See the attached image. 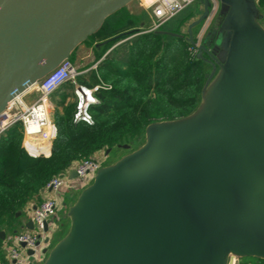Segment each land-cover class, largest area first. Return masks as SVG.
Masks as SVG:
<instances>
[{"label":"water","instance_id":"1","mask_svg":"<svg viewBox=\"0 0 264 264\" xmlns=\"http://www.w3.org/2000/svg\"><path fill=\"white\" fill-rule=\"evenodd\" d=\"M131 1L0 0V112ZM219 2L220 43L199 46L215 67L198 107L150 123L141 146L100 168L44 264L264 260V24L255 0Z\"/></svg>","mask_w":264,"mask_h":264},{"label":"trees","instance_id":"2","mask_svg":"<svg viewBox=\"0 0 264 264\" xmlns=\"http://www.w3.org/2000/svg\"><path fill=\"white\" fill-rule=\"evenodd\" d=\"M258 5L262 11L264 0ZM140 15L123 7L87 39L99 49L101 61L91 72L92 81L81 79V83L111 86L96 92L99 102L90 108L94 124L74 123L76 104H66L69 94L62 92L64 112H56L58 133L50 157L27 153L20 123L0 135V231L15 232L17 213L72 162L122 144L138 148L150 123L180 118L198 107L215 64L206 53L194 58L189 52L188 33L180 29L192 13L180 18L172 32L166 31L171 21L158 31L144 32ZM215 40L212 34V47Z\"/></svg>","mask_w":264,"mask_h":264},{"label":"built area","instance_id":"3","mask_svg":"<svg viewBox=\"0 0 264 264\" xmlns=\"http://www.w3.org/2000/svg\"><path fill=\"white\" fill-rule=\"evenodd\" d=\"M196 1L201 0L155 1L148 6L151 9L152 23L144 32L160 30ZM255 1L259 3L260 0ZM215 8L216 6L213 7V10ZM201 35L193 37L196 44L190 42L189 52L194 58L200 52ZM78 75L76 66L68 58L36 85L12 99L3 110L4 112L0 114V135L15 124L20 123L24 131L23 146L27 153L34 158L50 157L58 133L56 123L51 116V97L69 83L74 84L73 92L76 99L74 123L94 124V117L90 108L99 102L96 92L101 89H109L111 86L103 82L92 87L82 83L78 84L76 83ZM34 91H38V95L31 101H27V96ZM106 154H108L107 151ZM103 166H105L104 159L98 157L96 153L92 157L72 162L65 170L51 178L43 188L44 192H50L51 195L33 206L31 215L33 229L16 232L13 236L12 247L9 248L5 244V248H9L7 253L9 264H36L42 259V256H46L44 250L50 248L51 237L58 228V223L51 221V218L56 216L60 209L62 190L67 188L71 180L74 179L70 177L72 171L76 172V178L88 179L95 176ZM46 224H48V229H46ZM30 251H33V254H30ZM236 261H238V257H235L234 262Z\"/></svg>","mask_w":264,"mask_h":264},{"label":"rangeland","instance_id":"4","mask_svg":"<svg viewBox=\"0 0 264 264\" xmlns=\"http://www.w3.org/2000/svg\"><path fill=\"white\" fill-rule=\"evenodd\" d=\"M143 1H145V0H143ZM136 6H138L139 8H137ZM215 6H216L215 10H213V7H215ZM125 7L126 8H128V7L135 8L136 7L135 10L137 11V14H141L140 16L144 15L143 16L144 17V25H141L142 27H144L143 29H147L149 27V25L152 23L151 9L141 7L140 6V0H135V1L133 0L129 4H127ZM209 9H210V12L204 18L203 15L205 12V7L201 3V1H196L188 9L183 11L177 19L172 20L166 26V31L168 30V31L172 32V30H174L178 27L177 24H178V21L180 20V18H182L184 15H188V13H192V16L189 19V21L187 22V24L183 28H181L180 30L184 33H188L189 28H191L194 36L202 34L201 38H200L199 46L207 45L209 48H211L212 44L210 43V38L212 37V34H214V31L219 29V26H220V23L222 20L220 14H219V12H220L219 11L220 10L219 0H209ZM261 14H262L261 21H262V23H264V7L262 8ZM188 37H189V34H188ZM99 38H100L99 36H96V40ZM216 39H217V43H220L221 35L216 37ZM126 40L127 39L119 42L118 44H120ZM89 43H90V40L84 41L83 43H81L80 45L77 46V48H83V49H81L80 51H78L79 50L78 49L77 51L71 53L70 59L74 63V65L76 66V68L79 72V75L76 77V83H78V84L81 83V81H80L81 79L91 82L92 81L91 72L93 70L97 69V67L101 61V60H98L99 49H97L94 44L90 45ZM118 44H116L115 46H117ZM113 48H111L105 54V56L108 53H110ZM73 90H74V84L69 83L66 86H64L63 88H61L59 91H57L55 94L52 95V97H51V102H52L51 116H52V119L54 120L55 123H56L55 119H56L57 110L62 112V113L64 112L63 106L61 104V102L63 101V97H61L60 94L62 92H66L67 94L70 95L71 99L69 101L66 99V101H65L66 104H69V103L76 104V99H75ZM37 95H38V91H34L30 95H28L26 99H27V101H31ZM59 98H60L59 105L56 106V104H57L56 101L58 102ZM53 104H54V106H53ZM143 140L145 141V135L143 137ZM122 145H124V144H122ZM136 148H137V146H132V145H131V149L123 148V146H117V147H114L113 149H111L108 154H106V151H107V149H106L103 152H101V151L97 152V155H98V157H102L104 159V165H108V164H112V163L116 162L120 157H122L123 155H125L129 151L134 150ZM93 179H94V176H92L88 179L74 178L73 180H71L69 186L67 188L63 189L61 196L63 197L64 201L66 202L67 208L64 209V211L63 210L59 211V213H57L56 216L51 218V221H56L58 223V228H57L56 232L51 237L52 239H51L50 245H49L50 248H52L58 242V240H60L67 233L68 228H69V222H70V220L67 216L68 208L77 199L78 195L83 190V188H85L87 185L92 183ZM61 225H64V226H61ZM14 234L15 233L13 231H8V237L6 239V243L9 246V248L13 246ZM9 248L4 247L3 250L6 251V253H8ZM45 259H46V256H42V259L36 264H44ZM259 261H260V259L256 258V257H243V258H238V261H236V262H238V264H248L249 262H251L253 264H258Z\"/></svg>","mask_w":264,"mask_h":264},{"label":"crops","instance_id":"5","mask_svg":"<svg viewBox=\"0 0 264 264\" xmlns=\"http://www.w3.org/2000/svg\"><path fill=\"white\" fill-rule=\"evenodd\" d=\"M140 6L148 8L149 5L145 4L143 0H140ZM136 7L139 8L138 6H136ZM135 8L128 7L127 9L132 14H137V11L135 10ZM81 49H83V48H77L76 47L73 52H75L77 50L80 51ZM70 58H71V55H70ZM70 99H71V97L69 95L67 97V100L69 101ZM59 100H60V98L58 99V102L56 101V103H57L56 106L59 105ZM53 106H54V104H53ZM62 192H63V190H62ZM62 192H61V194H62ZM49 195H51L50 192H44L42 189L39 193L35 194L34 197L22 207V209L17 213V218H16L17 229L14 233L22 231L24 229H29V227L27 225L31 220L33 206L37 205L43 198H45ZM66 208H67L66 202L64 201V199L62 197L61 206H60L59 211H61V210L64 211V209H66ZM59 211H58V213H59ZM61 226H64V225H61ZM2 231H4L6 233V238L3 239L0 236V264H8L9 263L8 259H7L8 255H7L6 251L3 250V248L5 247V244H7L6 239L8 237V231H6V230H2ZM249 263H251V262H249ZM234 264H238V262H234ZM251 264H253V263H251ZM258 264H262V262L259 261Z\"/></svg>","mask_w":264,"mask_h":264},{"label":"bare ground","instance_id":"6","mask_svg":"<svg viewBox=\"0 0 264 264\" xmlns=\"http://www.w3.org/2000/svg\"><path fill=\"white\" fill-rule=\"evenodd\" d=\"M155 1L157 0H145L144 3L147 4V5H150L152 3H154ZM4 111L0 112V114H2Z\"/></svg>","mask_w":264,"mask_h":264}]
</instances>
